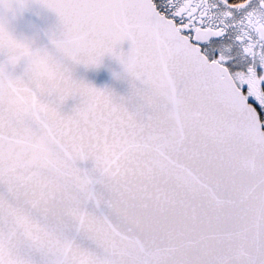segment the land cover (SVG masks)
<instances>
[{
  "label": "snow or ice",
  "instance_id": "1",
  "mask_svg": "<svg viewBox=\"0 0 264 264\" xmlns=\"http://www.w3.org/2000/svg\"><path fill=\"white\" fill-rule=\"evenodd\" d=\"M42 2L48 46L0 0V264H264V0Z\"/></svg>",
  "mask_w": 264,
  "mask_h": 264
},
{
  "label": "water",
  "instance_id": "2",
  "mask_svg": "<svg viewBox=\"0 0 264 264\" xmlns=\"http://www.w3.org/2000/svg\"><path fill=\"white\" fill-rule=\"evenodd\" d=\"M9 30L17 37L35 40L38 46L50 44L49 34L59 30V19L51 10L39 4H30L15 16L6 14ZM129 42L121 48L127 51ZM74 77L100 89H108L117 96H126L130 91L129 79L123 72L122 65L112 56L106 55L99 67L76 66ZM79 103V98H69L62 106V111L69 113Z\"/></svg>",
  "mask_w": 264,
  "mask_h": 264
},
{
  "label": "clouds",
  "instance_id": "3",
  "mask_svg": "<svg viewBox=\"0 0 264 264\" xmlns=\"http://www.w3.org/2000/svg\"><path fill=\"white\" fill-rule=\"evenodd\" d=\"M33 3H35V4H39V5H41V6H43L44 8H47L45 5H44V3L42 2V0H26V7L28 6V5H30V4H33ZM48 9V8H47ZM0 11H3L2 9H0ZM57 32V31H56ZM56 32H51L50 34H49V40H52V39H58V37L56 36ZM28 39V38H27ZM28 40H30V41H32L33 43H35V40H33V39H28Z\"/></svg>",
  "mask_w": 264,
  "mask_h": 264
}]
</instances>
